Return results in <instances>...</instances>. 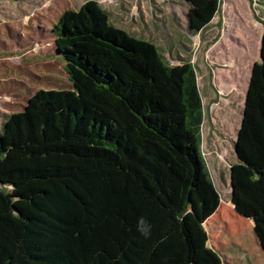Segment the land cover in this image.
<instances>
[{
	"label": "trees",
	"instance_id": "1",
	"mask_svg": "<svg viewBox=\"0 0 264 264\" xmlns=\"http://www.w3.org/2000/svg\"><path fill=\"white\" fill-rule=\"evenodd\" d=\"M184 1L197 33L221 5ZM52 32L73 90L38 92L0 133V221L21 227L11 264H226L205 229L221 198L201 153L193 66L167 65L96 1ZM236 146L234 210L264 252V25Z\"/></svg>",
	"mask_w": 264,
	"mask_h": 264
},
{
	"label": "rangeland",
	"instance_id": "2",
	"mask_svg": "<svg viewBox=\"0 0 264 264\" xmlns=\"http://www.w3.org/2000/svg\"><path fill=\"white\" fill-rule=\"evenodd\" d=\"M88 1H96L115 27L155 45L167 65L193 66L204 112L201 153L221 198L205 225L208 246L226 264H264L254 223L231 208L230 191L248 85L260 62L264 0H221L198 33L184 0H0V133L38 92L73 90L52 30L64 13ZM20 231L18 221H0V264H11L9 249Z\"/></svg>",
	"mask_w": 264,
	"mask_h": 264
},
{
	"label": "clouds",
	"instance_id": "3",
	"mask_svg": "<svg viewBox=\"0 0 264 264\" xmlns=\"http://www.w3.org/2000/svg\"><path fill=\"white\" fill-rule=\"evenodd\" d=\"M136 230L140 235L147 238L151 235L152 226L144 217H140L137 220Z\"/></svg>",
	"mask_w": 264,
	"mask_h": 264
},
{
	"label": "water",
	"instance_id": "4",
	"mask_svg": "<svg viewBox=\"0 0 264 264\" xmlns=\"http://www.w3.org/2000/svg\"><path fill=\"white\" fill-rule=\"evenodd\" d=\"M235 156H236V158H237V160H238V156H237V146H235ZM231 173V172H230ZM232 175V174H231ZM230 185H231V204L233 205V209H235V206H234V204H233V202H232V196H233V192H234V187H233V184H232V176H231V178H230ZM241 217V216H240ZM243 218V217H242ZM253 221V220H252ZM253 223H254V221H253ZM261 247V246H260ZM261 249H262V247H261Z\"/></svg>",
	"mask_w": 264,
	"mask_h": 264
},
{
	"label": "crops",
	"instance_id": "5",
	"mask_svg": "<svg viewBox=\"0 0 264 264\" xmlns=\"http://www.w3.org/2000/svg\"><path fill=\"white\" fill-rule=\"evenodd\" d=\"M218 211H219V210H218ZM218 211H217V212H218ZM216 214H217V213H216ZM216 214H215V215H216ZM208 222H209V221H208ZM208 222H207V223H208ZM205 225H206V224H205ZM252 226H253V225H252ZM254 226H255V224H254ZM205 228H206V227H205ZM217 253H218V252H217ZM262 253H263V255H264V252H263V251H262ZM220 255H221V254H220ZM221 256H222V255H221Z\"/></svg>",
	"mask_w": 264,
	"mask_h": 264
},
{
	"label": "bare ground",
	"instance_id": "6",
	"mask_svg": "<svg viewBox=\"0 0 264 264\" xmlns=\"http://www.w3.org/2000/svg\"><path fill=\"white\" fill-rule=\"evenodd\" d=\"M233 207V205H231Z\"/></svg>",
	"mask_w": 264,
	"mask_h": 264
}]
</instances>
